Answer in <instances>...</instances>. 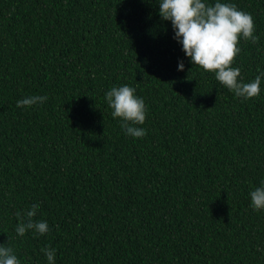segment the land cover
<instances>
[{
	"label": "trees",
	"instance_id": "trees-1",
	"mask_svg": "<svg viewBox=\"0 0 264 264\" xmlns=\"http://www.w3.org/2000/svg\"><path fill=\"white\" fill-rule=\"evenodd\" d=\"M161 0H0V246L20 264H264V78L243 99L193 65ZM214 5L217 0H203ZM238 81L264 71V0ZM184 70L178 71V61ZM128 85L146 130L127 135L105 93ZM29 96L48 100L17 107ZM39 204L44 235L19 236Z\"/></svg>",
	"mask_w": 264,
	"mask_h": 264
},
{
	"label": "clouds",
	"instance_id": "clouds-1",
	"mask_svg": "<svg viewBox=\"0 0 264 264\" xmlns=\"http://www.w3.org/2000/svg\"><path fill=\"white\" fill-rule=\"evenodd\" d=\"M161 20L170 21L174 31L173 39L182 45L185 56L193 65L201 67L205 72L215 73L216 80L236 97L245 100L260 94V72L252 82L238 81L240 68L232 67L240 48L237 47L241 36L245 41L257 43L259 37L254 35V23L250 13L238 10L236 5L221 3L208 5L203 0H161L159 3ZM178 71L184 70L182 60L178 61ZM135 88L128 85L113 87L105 93L108 106L113 110V118H121V128L127 135L142 138L146 130L143 125L146 119V106L142 98L134 95ZM48 100L47 96H29L17 101V107H31ZM253 210L264 209V181L261 187L250 192ZM39 204H33L26 213L17 212L20 222L16 233L23 236L27 231L44 235L49 232L46 221H36ZM41 251L49 264H55V249L45 247ZM0 264H20L11 247L0 246Z\"/></svg>",
	"mask_w": 264,
	"mask_h": 264
}]
</instances>
